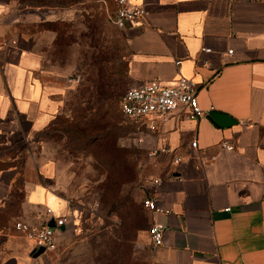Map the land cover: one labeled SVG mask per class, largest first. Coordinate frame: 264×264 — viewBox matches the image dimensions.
<instances>
[{
    "label": "crops",
    "instance_id": "crops-1",
    "mask_svg": "<svg viewBox=\"0 0 264 264\" xmlns=\"http://www.w3.org/2000/svg\"><path fill=\"white\" fill-rule=\"evenodd\" d=\"M130 2L141 5L145 15L121 30L128 50L127 88L152 80L173 85L184 77L197 86L198 106L205 112L197 121L173 117L155 133L135 135L146 152L139 159L144 198L153 197L162 210H145L147 264H264V0ZM53 20L58 19L50 11L21 0H0L1 140L5 133L40 132L72 121L68 97L78 94V80L43 68L40 51L49 32L32 31ZM210 112L235 123L221 127ZM123 126L119 146L130 150L133 128L126 121ZM221 142L233 150L218 147ZM164 148L168 151L159 152ZM4 158L0 192L18 176L17 158ZM55 169L44 161L41 182L22 187L20 207L31 225L44 226L71 211L70 201L52 189ZM152 224L165 228L158 248L150 241ZM61 228L56 241L67 229ZM0 242V264H53L47 252L32 259L30 243L27 251L22 245L12 249V241L1 235ZM10 252L15 260L5 258Z\"/></svg>",
    "mask_w": 264,
    "mask_h": 264
},
{
    "label": "rangeland",
    "instance_id": "rangeland-1",
    "mask_svg": "<svg viewBox=\"0 0 264 264\" xmlns=\"http://www.w3.org/2000/svg\"><path fill=\"white\" fill-rule=\"evenodd\" d=\"M40 1L30 2L58 19L32 29L49 32L40 51L43 68L76 78L78 94L68 97L72 121L40 132L5 133L0 139V158L14 156L18 168L17 178L0 192V235L12 241V249L22 245L29 250L14 227L16 222L31 224L20 207L22 187L41 182L40 166L50 160L56 168L52 189L71 208L66 231L57 236L55 250L47 252L50 262L147 264L150 247L144 231L149 224L139 162L146 152L135 135L130 150L119 146L128 50L121 30L109 20L113 0ZM15 254L5 258L15 260Z\"/></svg>",
    "mask_w": 264,
    "mask_h": 264
},
{
    "label": "built area",
    "instance_id": "built-area-1",
    "mask_svg": "<svg viewBox=\"0 0 264 264\" xmlns=\"http://www.w3.org/2000/svg\"><path fill=\"white\" fill-rule=\"evenodd\" d=\"M112 11L109 20L119 30L139 24L145 15L143 7L132 4L130 0H113ZM201 51L203 53L209 52L207 49ZM179 64L180 62H175L176 66ZM196 92L197 86L190 79L184 77H179L173 85H164L160 81L152 80L139 86H130L126 88L120 100V113L124 121L132 126L133 135H142L144 130L155 133L173 117L197 121L205 115V112L198 106ZM138 142H141L139 138ZM191 147H196L195 141L191 143ZM218 147L228 151L233 150V145L227 142H221ZM167 151V148L159 150L163 153ZM178 161L179 159H176L175 163ZM142 205L147 211L162 212L151 196L145 197ZM46 213L50 214V211L47 210ZM53 221L55 229H51L47 225L37 226L26 222H16L14 227L23 239L32 245V249L42 246L45 248V252H50L55 250L57 246L56 233L58 230L56 228L66 224L64 217H53ZM164 230L165 228L161 224L151 225L149 236L154 248L162 245Z\"/></svg>",
    "mask_w": 264,
    "mask_h": 264
},
{
    "label": "water",
    "instance_id": "water-1",
    "mask_svg": "<svg viewBox=\"0 0 264 264\" xmlns=\"http://www.w3.org/2000/svg\"><path fill=\"white\" fill-rule=\"evenodd\" d=\"M75 80V78H73ZM208 116L213 120L215 121L217 124H219L221 127H229L231 125H233L235 122L232 121L231 119H229L226 115H223L221 113H217V112H210L208 114ZM47 227L51 228V229H55V226H54V221L53 219L49 220L47 222ZM59 232H62L63 231V228L61 227H58L56 228ZM45 253V248L42 247V246H37L35 248H33L29 254V256L32 258V259H36L40 256H42L43 254Z\"/></svg>",
    "mask_w": 264,
    "mask_h": 264
},
{
    "label": "trees",
    "instance_id": "trees-1",
    "mask_svg": "<svg viewBox=\"0 0 264 264\" xmlns=\"http://www.w3.org/2000/svg\"><path fill=\"white\" fill-rule=\"evenodd\" d=\"M31 0H21V3L22 4H24V5H26V6H30V7H37L36 5H34V4H31V2H30ZM52 1V0H51ZM56 1H60V0H55V2ZM43 3V4H49L50 2L49 1H47V0H41L40 1V3Z\"/></svg>",
    "mask_w": 264,
    "mask_h": 264
}]
</instances>
